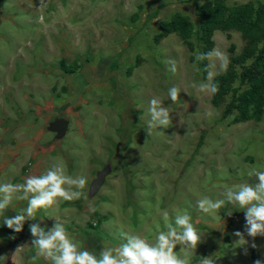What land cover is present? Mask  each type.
Listing matches in <instances>:
<instances>
[{
	"label": "rangeland",
	"instance_id": "374dc122",
	"mask_svg": "<svg viewBox=\"0 0 264 264\" xmlns=\"http://www.w3.org/2000/svg\"><path fill=\"white\" fill-rule=\"evenodd\" d=\"M213 1L0 0V183H23L60 164L66 175L86 177L87 199L38 211L43 222L63 219L73 231L101 237L104 248L124 243L121 231L154 242L157 228L166 231L165 212L172 223L187 212L203 236L190 264L202 257L214 264H264V237L251 247L242 209L226 203L204 214L196 207L204 197L223 199L228 187L257 182L247 175L252 168L264 170V105L251 106L245 117L237 107L249 88L245 69L264 84L261 68H253L264 44L254 30L216 22L210 52L227 55V70L219 60L198 61L204 53L199 12ZM222 2L227 15L264 5ZM177 16L192 31L163 35L162 24ZM168 60L176 61L175 74ZM209 70L212 83L234 76L219 87L221 97L192 87L209 83ZM173 86L180 89L176 103L168 96ZM153 98L168 108L171 123L148 135ZM10 206L19 213L27 202ZM236 231L244 232L247 244L237 245Z\"/></svg>",
	"mask_w": 264,
	"mask_h": 264
},
{
	"label": "clouds",
	"instance_id": "9594fccd",
	"mask_svg": "<svg viewBox=\"0 0 264 264\" xmlns=\"http://www.w3.org/2000/svg\"><path fill=\"white\" fill-rule=\"evenodd\" d=\"M202 4V0H201ZM198 61L205 59L209 61L219 60L220 69L227 70L229 60L225 53L212 50L208 53H198ZM168 70L175 74L177 71L176 61L168 60ZM209 69L215 64L210 63ZM209 83H201L198 87L200 92H211L215 94L218 87L212 83L213 71H208ZM168 96L173 103L179 100L180 89L173 86L169 89ZM147 133L151 135L153 130L167 129L171 123L168 108L162 105L159 99L153 98L149 101ZM249 180L256 178L255 183L245 182L228 187L223 192V199L213 200L204 197L197 200L196 207L204 214H215L227 204L238 206L245 213V229L248 237H251L252 248L256 237H264V170L252 168L247 173ZM87 179L84 176H69L60 164H54L42 175H30L23 183H0V219L8 229L20 233L27 221H35L36 213L40 210L47 212L58 207L63 201H73L81 197L87 199L85 192ZM16 201H26L27 206L22 208L18 214L9 218L5 212L9 205ZM228 216L232 211L226 212ZM165 230L157 231L154 234V242H149L139 234H130L121 231L120 236L125 241L118 247L105 246L99 254L89 250H82L75 242V238L66 230L65 226L55 219V223L47 230L39 223L29 225L31 245L36 249V256L51 260L52 264H190V253L194 252L202 242V234L192 222V217L187 212L177 213L174 223L169 222L168 213L163 214ZM244 232L236 231L238 237L237 245H245ZM14 238V237H13ZM180 246V252L184 253L183 258L174 251ZM26 245L18 246L12 255V264H17L15 257L21 253ZM3 259V258H0ZM199 264H214L211 257H202ZM254 264H262L256 260Z\"/></svg>",
	"mask_w": 264,
	"mask_h": 264
},
{
	"label": "trees",
	"instance_id": "16d2710c",
	"mask_svg": "<svg viewBox=\"0 0 264 264\" xmlns=\"http://www.w3.org/2000/svg\"><path fill=\"white\" fill-rule=\"evenodd\" d=\"M216 22H223L235 27L248 28L254 30L259 39L264 44V5H259L256 10L252 6H245L232 10L228 15L224 9L222 0H215L200 8L199 21L197 27V37L203 42L204 53L210 52L212 47V32L213 24ZM163 35L170 32H180L183 36L192 31V25L187 19L177 16L169 23H163L161 26ZM255 40H252V45ZM247 57V55L245 56ZM205 59L204 62H206ZM261 68L264 74V46L262 51L255 59V66L253 68ZM242 79L248 83L249 88L239 96V104L237 105L241 117H245L249 113L251 106L257 109L264 105V84L261 85L260 78L257 73L252 69H245L242 73ZM234 80V76L228 75L225 79H217L215 84L218 89L222 85L229 84ZM219 90L216 92V97H221L224 94Z\"/></svg>",
	"mask_w": 264,
	"mask_h": 264
},
{
	"label": "crops",
	"instance_id": "0c3cea01",
	"mask_svg": "<svg viewBox=\"0 0 264 264\" xmlns=\"http://www.w3.org/2000/svg\"><path fill=\"white\" fill-rule=\"evenodd\" d=\"M15 212L17 211L9 205V208L5 212V215L11 218L18 214ZM57 221L63 223V219H57ZM32 223H39L41 227H44L47 230L54 225L55 221L52 222L49 219L47 220V222H43L41 218L36 216L35 221H27L25 223L22 232L15 233L13 230L8 229L7 226L3 224L2 219H0V258H5L6 262L9 261V263L12 264V255L15 252L16 248L18 246L26 245L24 250L15 257L17 264H46L43 260V257L36 256V249L31 245V241L33 238L30 234L29 225ZM71 227H73L71 224L65 226L66 230L75 238V242L82 250L86 249L99 254V252L103 249V242L101 241L102 238L99 237V235V238H97V235L90 233L86 229L81 228L79 230L77 228L76 231H73ZM5 263L0 259V264Z\"/></svg>",
	"mask_w": 264,
	"mask_h": 264
},
{
	"label": "water",
	"instance_id": "95a60500",
	"mask_svg": "<svg viewBox=\"0 0 264 264\" xmlns=\"http://www.w3.org/2000/svg\"><path fill=\"white\" fill-rule=\"evenodd\" d=\"M102 179H103V175L101 174V175H99V180L95 182V185H94L93 190H92L93 192H96L98 190L97 188L100 185Z\"/></svg>",
	"mask_w": 264,
	"mask_h": 264
},
{
	"label": "bare ground",
	"instance_id": "6f19581e",
	"mask_svg": "<svg viewBox=\"0 0 264 264\" xmlns=\"http://www.w3.org/2000/svg\"><path fill=\"white\" fill-rule=\"evenodd\" d=\"M18 9V8H17ZM72 16V15H71ZM62 47V46H61ZM66 49V48H65ZM90 53V52H89ZM94 55V54H93ZM163 147V146H162ZM209 170V169H208ZM211 170V169H210ZM183 179V178H182ZM170 181V180H169ZM172 181V180H171ZM174 181V180H173ZM229 181V180H228ZM234 185V184H233ZM175 186V185H174ZM93 193V192H92ZM235 208V207H234ZM237 211V210H236ZM243 213V212H242ZM244 214V213H243ZM243 216V215H242ZM241 216V217H242ZM229 225V224H228ZM242 264V263H241Z\"/></svg>",
	"mask_w": 264,
	"mask_h": 264
},
{
	"label": "built area",
	"instance_id": "2783aa9c",
	"mask_svg": "<svg viewBox=\"0 0 264 264\" xmlns=\"http://www.w3.org/2000/svg\"><path fill=\"white\" fill-rule=\"evenodd\" d=\"M52 264V263H51Z\"/></svg>",
	"mask_w": 264,
	"mask_h": 264
}]
</instances>
